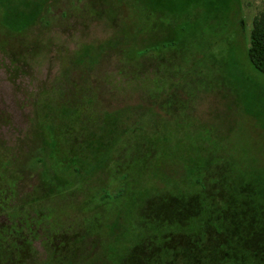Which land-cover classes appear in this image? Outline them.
I'll return each mask as SVG.
<instances>
[{"label": "rangeland", "instance_id": "obj_1", "mask_svg": "<svg viewBox=\"0 0 264 264\" xmlns=\"http://www.w3.org/2000/svg\"><path fill=\"white\" fill-rule=\"evenodd\" d=\"M263 10L264 0H0V170L12 156L22 171L14 193L11 190L13 198H9V191L0 189V212L5 210L1 204L21 207L42 190L36 175L24 174L36 150L32 141L35 127L43 118L37 110L41 106L38 100L41 92L47 89L49 93L61 78L69 56L84 47L108 48L99 70L108 84L123 60H128L123 52L144 41L148 56L161 55L165 68L160 94L165 103L158 109V97L147 96L146 102L160 118L142 113L140 120L146 121V129L155 131L166 122L165 130L178 131L181 138L194 132L204 143L207 140V147L220 148L222 144L227 156L232 147L240 145L242 157H229L227 164L239 162L264 182V75L255 70L248 57L254 19ZM109 83L112 89L115 82L112 79ZM130 99L131 103L138 102ZM147 139L161 147L150 135ZM173 139L171 146L176 151L181 153L184 147L196 154L195 141L181 145L177 144L180 138ZM105 172L99 184H116ZM200 172L195 167L191 176L195 178ZM173 176L179 182L178 189L194 195L198 184L184 169L176 168ZM205 178L208 184L211 178ZM89 186L90 191L95 188ZM144 195L137 192L134 196L139 199ZM91 196L78 193L63 199L61 206L68 207L63 215L56 214L53 202L43 199L31 212L21 210L16 226L4 215L0 218L1 252L8 244L13 245L10 234L15 232L19 251L30 254L27 264H109L102 254L109 238L101 231L110 232V227L100 226L108 219L115 220L125 200L105 208L97 202L73 209ZM138 208L142 212L144 204ZM118 223L125 228L120 218ZM146 225L153 228L148 221ZM263 230L258 236L260 242L264 241ZM116 242L115 249L122 240ZM126 242L127 251L135 247ZM170 251L175 258L173 248ZM239 256L240 263L251 260L245 252Z\"/></svg>", "mask_w": 264, "mask_h": 264}, {"label": "trees", "instance_id": "obj_2", "mask_svg": "<svg viewBox=\"0 0 264 264\" xmlns=\"http://www.w3.org/2000/svg\"><path fill=\"white\" fill-rule=\"evenodd\" d=\"M136 45L134 50L123 52L128 60H123L117 75L109 80L115 82L112 89L108 87L109 81L107 84L99 76L108 48L84 47L69 56L54 88L49 93L47 89L41 92L38 100L41 106L37 110L43 118L35 127L32 141L36 150L24 174L36 175L42 190L34 202H24L21 207L1 204L5 210L0 212V218L6 215L16 226L20 211L31 212L37 206L35 203L43 199L53 202L56 214L63 215L68 207L61 206L62 200L78 193L92 196L74 210L97 202L105 208L124 198L115 220L108 219L100 226L110 227V232L104 228L101 231L109 238L102 251L109 264H243L238 257L244 252L251 257L247 264H264V241H258L264 228V182L253 169L245 170L239 162L227 164L229 157H242L240 145L232 147L227 156L222 144L217 148L212 142L215 146L207 147V140L204 143L194 132L181 138L178 131L165 130L166 122L155 131L146 129L141 114H155L146 102L147 96L158 97V109L165 103L161 97L165 82L161 73L165 68L160 63L161 55L148 56L144 41ZM108 46L110 49L112 43ZM248 57L255 70L264 75V10L254 19ZM146 77L151 80H145ZM130 98L138 102L131 103ZM149 135L161 144L159 149L147 139ZM175 136L180 138L177 144L195 141L196 154L184 147L181 153L176 151L171 146ZM16 165L11 156L0 170V189L9 191V198H13L11 190L14 193L22 173ZM195 167L201 172L193 178ZM176 168L184 169L198 184L194 195L178 189L179 182L173 176ZM104 171L105 175L111 174L108 178L116 184H99ZM139 176L141 182L137 180ZM206 176L211 178L208 184L204 183ZM92 184L95 188L90 191ZM137 192L144 197L137 199ZM143 204L140 212L137 206ZM119 218L124 229L120 228ZM94 226L96 229L97 225ZM115 231L124 234L115 235ZM10 237L13 245L0 250V264H27L30 254L24 251L22 255L19 251V236L14 232ZM118 239L122 242L115 249ZM126 240L135 247L127 251ZM27 246L30 248L31 244Z\"/></svg>", "mask_w": 264, "mask_h": 264}]
</instances>
